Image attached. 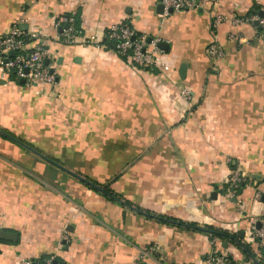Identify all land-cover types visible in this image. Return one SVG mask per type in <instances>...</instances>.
Segmentation results:
<instances>
[{
    "label": "crops",
    "instance_id": "obj_1",
    "mask_svg": "<svg viewBox=\"0 0 264 264\" xmlns=\"http://www.w3.org/2000/svg\"><path fill=\"white\" fill-rule=\"evenodd\" d=\"M159 1L0 0V36L35 33L58 78L27 87L0 70V129L118 198L0 133V228L17 235L0 239V264H205L209 227L248 244L218 238L235 264L259 260L246 237L264 218V35L230 19L264 0H197L166 17ZM217 14L226 18L214 30ZM121 21L167 45L166 73L113 50L107 30ZM214 37L225 51L217 67ZM235 173L245 181L230 195Z\"/></svg>",
    "mask_w": 264,
    "mask_h": 264
},
{
    "label": "built area",
    "instance_id": "obj_2",
    "mask_svg": "<svg viewBox=\"0 0 264 264\" xmlns=\"http://www.w3.org/2000/svg\"><path fill=\"white\" fill-rule=\"evenodd\" d=\"M159 2L163 6L161 17H166L173 11L200 7L197 0H160ZM225 18L221 14L214 16L213 29L216 30L224 22ZM74 21L73 16L61 18V22L69 23L68 28L65 29L67 39H70L76 31L73 25ZM230 21L235 26L241 25L244 22L255 23L258 34L264 35V8L261 9V12L238 16L230 19ZM58 26L59 23L56 24V27ZM230 37L234 38V34L230 35ZM107 38L113 50L136 69L152 68L162 73H166L170 69V66L163 59L164 56L160 46L161 39L158 37L150 38L145 33H136L128 23L121 21L108 28ZM97 45L98 47H102L100 44ZM208 54L214 63H216L215 67L224 58V47L216 37H214L208 46ZM50 58V53L44 44L39 41L35 33L25 35L15 26L6 35L0 36V70L4 74L13 73L12 75L16 80L24 79L27 87H35L39 84L54 86L57 83L58 78L52 64L46 62H50ZM180 93L184 99L190 100L191 93L189 89L186 87L181 88ZM244 181L245 179L242 174L235 173L228 181L234 192H228V194H234L236 189L244 184ZM261 197V193L256 195L257 199H261ZM258 223H260L259 227ZM246 238L248 242L257 241L260 248L259 260L264 264V218L253 221ZM217 242V237L211 239L210 250L207 253L205 264H230L232 256L221 252L217 248ZM151 250H154V248H151ZM52 263V259H45L42 262H34L30 259L22 261V264Z\"/></svg>",
    "mask_w": 264,
    "mask_h": 264
},
{
    "label": "water",
    "instance_id": "obj_3",
    "mask_svg": "<svg viewBox=\"0 0 264 264\" xmlns=\"http://www.w3.org/2000/svg\"><path fill=\"white\" fill-rule=\"evenodd\" d=\"M160 8H161V13H162V12H163V6H162L161 4H160ZM66 26H68V25H66ZM150 38H151V37H150ZM149 40H150V39H149ZM160 46H161V47H167V45H166L165 43H161ZM11 54H13V52H11ZM47 62H48V61H47ZM185 67H186L185 64L182 65L181 73L184 72ZM22 82H24V80H22ZM0 133L3 134L4 136L8 137L9 139L13 140L14 142H16V143H18V144L24 146L25 148L31 150L32 152H34V153L40 155L41 157H43L44 159H46V160L49 161L50 163H53L54 165H56V166L59 167L60 169H62V170H64V171H67V172H69L70 174L76 176L78 179H80L81 181L87 183V184L90 185L91 187H93V188H95V189H97V190H99V191H101V192H103V193H106V191H105L102 187H100L99 185H97V184L94 183L93 181H91V180L87 179L86 177H83L82 175H80V174H78V173H76V172H74V171L68 169V168L65 167L62 163H60V162H58V161H56V160H53V159L49 158L48 156H46V155H44V154H41V153L38 152L36 149H34V148H32L31 146L25 144L24 142H22L21 140H19V139L16 138V137L10 135L9 133L5 132L4 130H1V129H0ZM110 196L118 200V198L115 197L114 195H110ZM234 200H235V199H234ZM120 202H122V201L120 200ZM165 220L172 221V220H170V219H165ZM259 226H260V223H258V227H259ZM240 237H242V238L244 237V233H243V232L240 234ZM0 239H3V240H11V241H12V240H17V235H16L15 233L9 231V230H6V229H3V228H0ZM236 241L240 243V240H239L238 238H237ZM240 244H242V247H243L244 249H246V247L244 246L243 243H240ZM250 259H251V261H253L255 264H263V263H261L256 257H254L253 255H250ZM52 264H64V262H59L58 260L55 259V260H53V263H52Z\"/></svg>",
    "mask_w": 264,
    "mask_h": 264
},
{
    "label": "trees",
    "instance_id": "obj_4",
    "mask_svg": "<svg viewBox=\"0 0 264 264\" xmlns=\"http://www.w3.org/2000/svg\"><path fill=\"white\" fill-rule=\"evenodd\" d=\"M125 60H126V59H125ZM7 133H11V132L7 131ZM11 134L14 135L13 133H11ZM14 136H15V135H14ZM15 137H16V136H15ZM7 138H8V137H7ZM17 138H18V137H17ZM19 139L22 140L23 142H25L27 145L33 146V145H31L29 142H26V140L21 139V138H19ZM97 185H98V184H97ZM87 186H89V185L87 184ZM89 187H90V186H89ZM103 187H104V190L106 191V193H104V196L115 195L114 191L110 190L109 187H107V186H103ZM239 191H240V190L238 189L237 192H239ZM237 192H236V194H237ZM115 196H116V195H115ZM109 198H110V196H109ZM209 229H210V232H211V235H212L211 237H212V238H214V237L222 238V239L226 240L227 242H231V243H234V244H237V245L240 244L239 242L236 241L238 235H232V234H229L228 232L223 231V230L218 229V228L209 227ZM244 246L246 247V249L243 248V250H244L246 253H249L250 250H249V246H248V244H244ZM230 264H235V262L233 261V259H232V262H231Z\"/></svg>",
    "mask_w": 264,
    "mask_h": 264
},
{
    "label": "rangeland",
    "instance_id": "obj_5",
    "mask_svg": "<svg viewBox=\"0 0 264 264\" xmlns=\"http://www.w3.org/2000/svg\"><path fill=\"white\" fill-rule=\"evenodd\" d=\"M45 165H47V164H45ZM45 165H43V166H42V167H44V170H45L44 172H46V171H47V169H46ZM48 172L50 173L51 171L48 169V171L46 172V174H47Z\"/></svg>",
    "mask_w": 264,
    "mask_h": 264
}]
</instances>
